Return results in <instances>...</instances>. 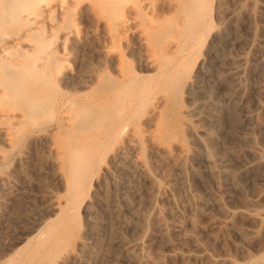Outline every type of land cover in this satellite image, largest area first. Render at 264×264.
Masks as SVG:
<instances>
[{"label": "bare ground", "instance_id": "obj_1", "mask_svg": "<svg viewBox=\"0 0 264 264\" xmlns=\"http://www.w3.org/2000/svg\"><path fill=\"white\" fill-rule=\"evenodd\" d=\"M157 5L171 14H158ZM211 6V0H0V141L16 149L27 137L30 143L49 140L67 195L65 205L73 202L86 185L96 184L100 171L107 174L112 185L103 189V211L110 229L117 230L122 221L141 212L133 204L140 199L139 177L149 179L147 173H139L137 161L127 154L132 146L130 134L107 151L121 116L137 105L146 118L159 110L158 101L167 103L170 110L178 99L186 98L184 112L189 117L184 121L185 132L202 148L190 149L181 140L164 143L154 132L147 134L150 146L166 153L178 151L175 168L179 174L171 180L185 192L188 184L184 171L189 158L198 163L194 173L203 171L208 181L218 185L222 178L232 190L241 189L245 164L230 169L225 155L217 163L211 157L213 149L202 136L214 137L220 126L223 106L220 99L210 97L215 84L223 79V55L208 46L190 64L194 55L191 45L215 36L208 21ZM240 9L238 5L227 14L228 23L236 21ZM128 40L138 61L153 68L151 78L145 80L134 72L129 59L116 53ZM95 54L103 55L117 81L107 84L97 79L100 85L90 96L71 92L89 74ZM203 54L211 55L204 68ZM239 73V64L228 67L230 82L222 94L227 102L236 96ZM248 150L258 153L256 146ZM5 155L0 153V157ZM21 155L26 160L27 154ZM0 180L12 186L16 177L8 171L0 175ZM212 200L218 202L220 196L214 194ZM61 203L54 199L47 202L45 215L59 213ZM254 203L257 205L258 200ZM262 212L244 209L240 214L258 219ZM232 214L220 221L222 229H230L240 237L254 232L234 225ZM43 217L35 213L20 217L26 229L17 241H28L34 231L39 232ZM171 224L174 229L180 227L176 221ZM60 240L69 241L64 234H54L43 246L50 247L44 255L47 262L89 264L91 248L83 234L68 253H57L55 246ZM138 245L139 241L131 238L112 247L116 252H107L106 264H119L131 255L137 257ZM17 253L15 250L10 257Z\"/></svg>", "mask_w": 264, "mask_h": 264}, {"label": "rangeland", "instance_id": "obj_2", "mask_svg": "<svg viewBox=\"0 0 264 264\" xmlns=\"http://www.w3.org/2000/svg\"><path fill=\"white\" fill-rule=\"evenodd\" d=\"M211 2L208 21L215 36L191 45L194 55L190 64L208 46L219 49L223 55V79L215 84L210 97L220 99L223 106L219 108L220 126L214 137L202 136L213 149L211 157L217 163L225 155L230 169L245 164L241 189L232 190L222 178L218 185L208 181L203 171L204 175L194 173L198 163L189 158L184 171L188 184L185 192L171 180L179 174L175 168L178 151L166 153L150 146L147 134L154 132L164 143L181 140L190 149L202 148L185 132L184 121L189 117L184 112L188 105L186 98L178 99L170 110L167 103L158 101L159 110L146 118L141 115L142 107L137 105L121 116L107 151L130 134L134 148H128L127 154L137 161L139 173H147L149 179L140 174L137 195L140 199L133 204L141 212L122 221L117 230L110 229L103 211V189L112 185L107 174L100 171L96 184L86 185L73 202L65 205L67 195L57 174L54 153L48 147L49 140L30 143L27 137L16 149L0 141V153L6 154L0 157V175L11 171L16 177L12 186L0 180V264H50L44 259L50 247L43 246L54 234H64L69 240H60L55 246L58 254L68 253L83 234L91 248L89 264H106L107 252L131 238L139 241L137 257H125L119 264H138L139 260H142L139 264H264V0ZM238 5L241 9L236 21L228 23L227 14ZM156 12L171 14L158 5ZM131 43L125 41L116 53L129 59L134 72L147 80L154 70L138 61ZM204 57L203 68L211 55ZM91 61L82 85L71 92L90 96L100 85L97 79L107 84L117 81L103 55L95 54ZM233 64L240 66L239 83L235 98L227 102L222 94L230 82L228 67ZM250 146H256L258 153L249 151ZM233 149L236 153L231 152ZM24 152L26 160L21 157ZM214 194L220 196L218 202L212 200ZM53 199L62 201V210L45 215L44 205ZM244 209L263 212L260 218L253 219L240 214ZM34 213L37 217L44 215L40 231H34L28 241L25 238L17 241L26 229V223L18 219ZM229 214L234 225L254 232L240 237L230 229H222L220 221ZM173 221L180 224L178 229L172 228ZM15 250L17 255L10 257Z\"/></svg>", "mask_w": 264, "mask_h": 264}]
</instances>
